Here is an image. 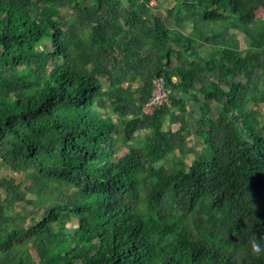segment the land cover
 Returning <instances> with one entry per match:
<instances>
[{"label": "trees", "instance_id": "16d2710c", "mask_svg": "<svg viewBox=\"0 0 264 264\" xmlns=\"http://www.w3.org/2000/svg\"><path fill=\"white\" fill-rule=\"evenodd\" d=\"M150 1L0 0V264H264V0Z\"/></svg>", "mask_w": 264, "mask_h": 264}, {"label": "rangeland", "instance_id": "374dc122", "mask_svg": "<svg viewBox=\"0 0 264 264\" xmlns=\"http://www.w3.org/2000/svg\"><path fill=\"white\" fill-rule=\"evenodd\" d=\"M160 2H165L164 4H166V6H169V5L172 4V2L170 3L169 0H167V1L166 0H151L150 1V4L156 5V4H159ZM257 16L264 17V8L260 9L257 12ZM238 37L241 40L242 47H246V43L244 41V34L243 33H239L238 34ZM208 50H209L208 47H205L201 51L203 53H205V52H208ZM193 108H197V106L195 105V103H193V104L191 103L189 109L192 110ZM216 108H217V105H214V110H217ZM254 108L257 109V110H259V112L261 114V116L259 118L261 120H263V122H264V105L262 104L259 107H254ZM194 115L195 114H193V116ZM175 128H176V126H175ZM199 148L200 147H198V149ZM123 153L124 152H121L120 155L123 154ZM191 159H193V155H190L188 157L189 162H191ZM0 178H5V179H7V180H9V181L17 184V185H20L21 188H28L30 186L31 182H32L31 178L29 176L25 175V173L12 171L8 167H6V166H4V167L1 168V170H0ZM28 198L34 199L35 198V195L30 194L28 196ZM24 204H25V202H20L19 204H17V206L15 207V211H19ZM28 207H29V209L32 208V210L37 209L36 205L35 206L28 205ZM34 215L36 216V215H38V213L37 214L35 213ZM25 222H26V225L29 224V222H30L29 217L25 220Z\"/></svg>", "mask_w": 264, "mask_h": 264}, {"label": "built area", "instance_id": "2783aa9c", "mask_svg": "<svg viewBox=\"0 0 264 264\" xmlns=\"http://www.w3.org/2000/svg\"><path fill=\"white\" fill-rule=\"evenodd\" d=\"M172 93V88L168 86L166 79L163 76L155 77L153 79L152 93L145 104V108L147 110H153L168 104Z\"/></svg>", "mask_w": 264, "mask_h": 264}, {"label": "clouds", "instance_id": "9594fccd", "mask_svg": "<svg viewBox=\"0 0 264 264\" xmlns=\"http://www.w3.org/2000/svg\"><path fill=\"white\" fill-rule=\"evenodd\" d=\"M249 244V251L252 255L264 256V242L251 239Z\"/></svg>", "mask_w": 264, "mask_h": 264}, {"label": "crops", "instance_id": "0c3cea01", "mask_svg": "<svg viewBox=\"0 0 264 264\" xmlns=\"http://www.w3.org/2000/svg\"><path fill=\"white\" fill-rule=\"evenodd\" d=\"M191 103L193 104V101H191L190 103H189V105H188V109L190 108V105H191ZM196 106H197V108H193L192 110H190L189 109V114H190V116H191V118H193V119H195V118H197V119H199V117H200V115H199V105L198 104H196ZM193 112V113H192ZM193 114H195L194 116H193Z\"/></svg>", "mask_w": 264, "mask_h": 264}]
</instances>
